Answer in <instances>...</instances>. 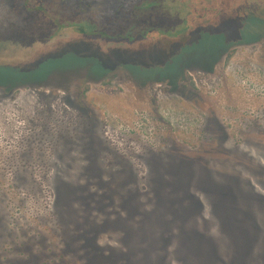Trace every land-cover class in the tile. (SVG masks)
<instances>
[{"label":"rangeland","instance_id":"1","mask_svg":"<svg viewBox=\"0 0 264 264\" xmlns=\"http://www.w3.org/2000/svg\"><path fill=\"white\" fill-rule=\"evenodd\" d=\"M0 65V264H264V0H0Z\"/></svg>","mask_w":264,"mask_h":264},{"label":"trees","instance_id":"2","mask_svg":"<svg viewBox=\"0 0 264 264\" xmlns=\"http://www.w3.org/2000/svg\"><path fill=\"white\" fill-rule=\"evenodd\" d=\"M243 34H244L246 37H248V33H243ZM186 40H188V37H186L185 41H186ZM185 41H184V42H185ZM184 42H183V43H184ZM185 43H186V42H185ZM63 54H64V53H63ZM63 54H61V55H63ZM61 55H59V56H57V57H55V58H48L47 60H44V62H45V61H53V62H54V60H59V61H61V59H62V57H60ZM70 55H71V56H75V55H73V54H70ZM75 59H76V61H77V60L80 59V57H76ZM173 59H175V57H174ZM171 60H172V59H169L168 61L171 62ZM42 62H43V61H42ZM41 65H42V64H40L39 69L42 67ZM56 66H57V65H56ZM68 66H69V65H68ZM2 68H3V69H6L7 71H11V69H14V67L11 68V67H9V66L0 65V69H2ZM6 70H5V71H6ZM34 70H35V69H33V70L29 71V72H21L19 68H15L13 71L18 72V73H19V71H20V73L29 74V73H33V72L36 71V70H35V71H34ZM37 70H38V69H37ZM50 71H51V70L49 69L47 72H50ZM47 72H46V73H47ZM0 77L8 78V77H7V74L4 73V72H3V74H2ZM3 82H4L3 80L0 81L1 84H3ZM254 249H255V248H254ZM254 249H253V252H255ZM252 254H253V253H252ZM234 260H235V259H234ZM237 260H240V259H237ZM232 262H233V261H232ZM232 262H231V264H234V262H233V263H232Z\"/></svg>","mask_w":264,"mask_h":264}]
</instances>
